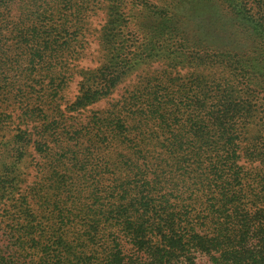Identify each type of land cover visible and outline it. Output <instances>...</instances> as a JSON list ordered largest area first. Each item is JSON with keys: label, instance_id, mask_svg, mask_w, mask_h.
<instances>
[{"label": "trees", "instance_id": "trees-1", "mask_svg": "<svg viewBox=\"0 0 264 264\" xmlns=\"http://www.w3.org/2000/svg\"><path fill=\"white\" fill-rule=\"evenodd\" d=\"M178 1L187 3L183 15L180 5L139 3L152 7L151 28L144 27L151 39L145 33L130 57H122L123 43L116 45L118 59H109L98 86L75 104L107 93L133 59L150 51L172 68L219 69L231 79L213 83L199 70L191 82L166 74L161 92L147 93L145 105L134 98L125 116L111 111L88 141H80L88 131H56L54 116L29 109V102L21 106L10 83L0 85V204L6 222L0 264H196V255L208 264H264V139L246 135L254 102L264 95V0ZM109 2L116 16L121 2ZM16 4L32 15L14 23L30 24L24 31L14 28L16 43L37 51L40 62L51 41L37 28L53 23L61 6L72 8V0H0L3 9ZM7 21L0 12V24ZM112 22L113 29L128 26L117 17ZM16 103L24 114L42 117L32 127L38 131L22 130L18 143V135L7 138L8 110ZM149 120L156 124L151 134L169 135L163 141L151 137V152L145 139ZM134 131L141 142L130 137ZM29 143L45 159L39 174L49 176L40 187L19 192ZM95 152L102 154L97 162ZM99 172L109 184L102 193L92 190L98 199L92 208L76 197L78 191H68L66 201L58 190L73 173L85 180Z\"/></svg>", "mask_w": 264, "mask_h": 264}, {"label": "rangeland", "instance_id": "rangeland-1", "mask_svg": "<svg viewBox=\"0 0 264 264\" xmlns=\"http://www.w3.org/2000/svg\"><path fill=\"white\" fill-rule=\"evenodd\" d=\"M118 1L121 2L122 7L116 16L108 10L111 4L109 0H72V8L61 6L59 14L52 17L53 23L37 28L41 37L44 39L50 37L49 40L51 41L49 45H46L48 49H46L40 62H37L39 58L37 51L24 49L23 46L19 47L16 43V33L18 31H14V28L24 31L30 25L18 27L16 25L18 20L23 19L26 21L28 20L27 16L32 15H28L29 11L26 7L23 6L20 9L17 4L9 9L0 7V12L8 18L5 26L0 24V85L9 82L8 89L19 95L18 98L23 101L21 106L24 107L29 102V109L36 108L35 112L42 109L51 115V118L54 116L58 120L56 131L64 133L65 130H74L81 136L88 131L90 134H84L80 141H88L89 136L96 139L94 137L96 134L94 127L104 124L111 111L118 109L121 111L122 116L127 115L129 113V102L134 98H139L137 104L145 105L141 103H143L142 101L146 98L147 93L151 90L161 92L164 84L160 80L166 74L185 80L189 79V82L199 74L198 70L203 73L199 75L205 76L207 81L213 83L216 81L223 82L224 77L230 78L229 74L220 73L219 69L214 72L209 71V69L201 71L202 67L194 70L192 67L185 65L183 69H180L181 66L177 65L176 68H172V65L166 59L155 55L151 56V51L150 53L144 52L140 59L136 58L131 61V59L126 58L124 60L131 61V64L128 65L126 72L120 76L118 82L107 93L86 105H76L75 102L85 95V92L87 93L88 90L91 91V88L98 86L101 79L100 74L109 59H118L116 45L123 43L126 48L122 57H130L131 51L140 43H143L145 33L148 35L149 40L151 39V30H145L144 27L151 28V16L154 15L151 12L152 7L150 6L151 9H147L145 6H140L139 3L149 1L148 5L151 3L158 5L175 4L177 7L180 5L178 0L164 2L161 0ZM185 5H187L186 2L182 3L180 8H177L178 15L186 13L188 9ZM47 12L49 13V11ZM114 17L126 21L128 26L113 29L112 21ZM40 18L37 17V23ZM53 24L59 26L50 27ZM26 32L29 33L30 31ZM42 46H45L44 43H42ZM175 46H171V48ZM59 51H61V56L55 55L56 58H53L52 56L57 52L59 53ZM18 91H21V93L18 94ZM263 102L264 95L261 93L254 102L257 103L256 112L246 122L248 140L264 139ZM256 107L254 106V108ZM8 111L11 114V119L7 127V138L11 139L13 135H18L14 139L18 143L19 139H23L22 130L38 131L37 128L33 129L32 127L42 122V120H38L42 118L41 114L38 118L31 116L29 113L24 114L19 103L14 104ZM155 125L154 123L151 124V120L146 125L148 131L145 132V139H148L147 141L150 143V147H148L150 152L151 137L154 141H163L164 137L169 136L162 135L160 132L151 134V129H154ZM135 132L137 133V131H134L130 137L139 143L141 142L139 135L136 134L137 136L134 137ZM185 135L190 137L188 134ZM103 137L99 136V139ZM31 146V143H29L26 147V154L21 168H19L20 178L23 179L22 183L15 186L16 191L19 192L25 191L28 186L40 187L45 184L49 176L39 174L42 169L39 167L45 163V159L38 157ZM118 150L126 153L121 150V147ZM100 155H102L100 152L93 153L96 162L99 161ZM247 166L249 165L247 164ZM101 173H97L98 175L90 174L85 180L78 173H73L67 179L65 185H60L58 190L64 196L68 195V191H78L76 197L87 205L86 208H92L98 200L91 197L92 190L102 193L103 190L108 189L106 187L109 182L104 177H110V174L105 171L103 177ZM186 195V193H183L182 197H186ZM71 197L72 195L69 194L66 201ZM3 209H5V206L0 204V228L6 223L3 222L5 221ZM196 256V264H208L205 257L202 255Z\"/></svg>", "mask_w": 264, "mask_h": 264}]
</instances>
